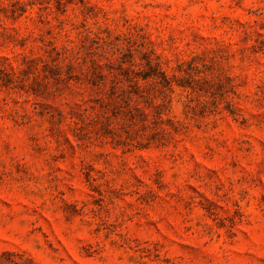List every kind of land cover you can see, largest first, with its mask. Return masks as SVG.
<instances>
[{"label": "rangeland", "instance_id": "obj_1", "mask_svg": "<svg viewBox=\"0 0 264 264\" xmlns=\"http://www.w3.org/2000/svg\"><path fill=\"white\" fill-rule=\"evenodd\" d=\"M0 264H264V0H0Z\"/></svg>", "mask_w": 264, "mask_h": 264}]
</instances>
